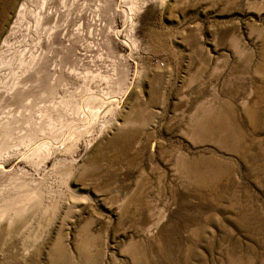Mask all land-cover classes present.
<instances>
[{"label": "rangeland", "instance_id": "374dc122", "mask_svg": "<svg viewBox=\"0 0 264 264\" xmlns=\"http://www.w3.org/2000/svg\"><path fill=\"white\" fill-rule=\"evenodd\" d=\"M117 2L69 26L81 65L1 155L0 264H264V0ZM30 6L4 96L42 60Z\"/></svg>", "mask_w": 264, "mask_h": 264}, {"label": "bare ground", "instance_id": "6f19581e", "mask_svg": "<svg viewBox=\"0 0 264 264\" xmlns=\"http://www.w3.org/2000/svg\"><path fill=\"white\" fill-rule=\"evenodd\" d=\"M32 4L36 7V12L34 14L35 23L33 22L35 31L33 30V35L38 40V44L35 47L33 46V50L37 55L42 56V60L33 74L22 78L21 81L15 83V85L14 70L8 71L1 78L3 80L2 87L8 88L11 92L9 95H6V93L4 96V89L1 90L0 88V158L2 153H4V150L12 148L11 145L8 144L12 143L13 147H18L19 143H22L20 142V139L22 140L25 137V132L21 129L26 123L29 124L26 127H33L36 110L34 109L35 113L32 112V105L35 103L40 105L42 102V105H46L47 102L45 103L44 101H48V99H51L54 95L56 97L57 90L67 84V66L72 65L71 68L76 69L81 65V60L76 56L77 46L68 48V44H66V40L70 38L73 33L69 26L73 27L76 25V30L81 29L78 31L80 36L76 38L77 45L80 44V40L83 39L85 26L88 23V11L91 12L90 24L92 27V22L95 23L97 19L100 20L104 18L106 19V22L108 21L110 23L112 29L116 23L117 15L119 11H121V7L117 0H24L18 11L16 20L11 28H9L10 30L8 36L4 40L0 56L4 49L10 48L8 44H10L11 37H14L20 28L24 26L26 16L29 12L28 8ZM129 24L126 28V35L131 41L133 40L135 42ZM93 28L96 29L95 27ZM56 53L60 57L59 66L61 69L60 71L58 70L60 72L58 74H56L57 70L56 72H53L54 70L52 69L55 65L53 57ZM27 54L31 55V52ZM5 58L6 57L4 56V58L2 57V59H0V67L1 65L8 63V60H5ZM24 63H26V61H24ZM131 87V82L125 89L121 87L123 93L121 94L120 92L121 96L118 97L119 102L125 99ZM121 88H119V90ZM34 108H36V106H34ZM4 117H11L8 119L9 121H7V123H4L6 130H3V128L1 129ZM30 132H32V136H36V133L32 129ZM38 137L39 136L37 135V138ZM0 166L2 168L5 167L2 162L0 163Z\"/></svg>", "mask_w": 264, "mask_h": 264}]
</instances>
